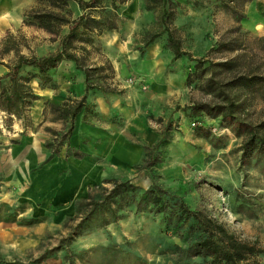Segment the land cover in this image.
I'll return each instance as SVG.
<instances>
[{
	"label": "rangeland",
	"instance_id": "obj_1",
	"mask_svg": "<svg viewBox=\"0 0 264 264\" xmlns=\"http://www.w3.org/2000/svg\"><path fill=\"white\" fill-rule=\"evenodd\" d=\"M175 1L173 25L183 49L208 56L217 40L240 33L244 39L240 57L264 70V15L257 8L258 3L264 6V0L256 2L258 18L254 10L248 11L247 1L239 8L240 19L217 0ZM40 5H45L43 0H34L33 6ZM237 24L239 32L233 30ZM8 34L24 53L42 55L55 46V39L42 28L0 22V75L7 70L4 62L14 57L12 51L3 52ZM234 53L210 56L220 59ZM192 63L186 55L172 60L169 69L179 66L181 87L173 85L166 94L168 103L157 106L159 111L149 110L144 118L132 121L111 117L103 126L95 122L100 128L93 137L78 133L77 116L69 142L53 154L45 145L51 139L48 127L60 130L64 124L52 119L49 111L43 117L47 100L41 94L36 92L38 98L29 109L32 126L26 132L17 119L11 127L4 126L0 112V264H175L179 257L175 245L190 239L166 226L161 213L139 211L133 205L124 208L117 220L94 223L60 246L67 233L64 222L76 201L86 195L88 186L109 185L104 181L108 178H129L141 187L158 184L179 194L191 208L209 212L240 238L255 241L263 251L254 259L264 264V154L241 159L243 135L233 123L219 115L190 111L187 105L193 100H213L198 81L186 84ZM131 76L139 75L125 77L123 83L129 87L137 83L128 82ZM34 81L38 80H31L33 86ZM244 104L242 121L255 123L264 117L260 93L248 96ZM193 119L199 123L192 125ZM73 149L82 156L70 154ZM46 248H52L50 254L35 262Z\"/></svg>",
	"mask_w": 264,
	"mask_h": 264
},
{
	"label": "trees",
	"instance_id": "obj_2",
	"mask_svg": "<svg viewBox=\"0 0 264 264\" xmlns=\"http://www.w3.org/2000/svg\"><path fill=\"white\" fill-rule=\"evenodd\" d=\"M42 1V0H40ZM45 5L31 6L24 10L22 22L43 28L51 34V39L59 36V48L53 52L38 55L21 52L11 34L6 37L3 52L12 51L14 57L4 62L7 70L0 75V112L3 114V124L11 127L14 119L20 121L22 131L32 126L30 107L38 94L34 91L31 80L37 79L40 87L54 84L51 69L64 58L74 60L76 66L83 70L85 91L79 96H66L60 103L46 101L43 112L49 111L52 119L61 120L64 124L60 130H51V139L45 145L51 153L60 150L61 144L68 143L74 129L78 114L80 121L89 124L97 118L94 103L87 99V92L93 88L112 91L113 67L109 61L89 65L86 56L89 50L86 43L92 41L93 33H101L104 29L117 26L116 11L104 9L102 0H76L83 11L72 17L67 7L69 0H43ZM126 0H112L114 9ZM146 7L155 12L154 24L144 33L143 44H148L159 34H166V45L172 51V60L186 55L193 60L192 68L186 71L187 85L198 81L203 92L211 94L212 101L193 100L187 105L193 114L206 112L219 115L224 121L232 124L238 134L243 135L240 145L241 159H248L254 154H264V117L255 123L242 121L239 114L245 108L248 96L256 92L264 98V70L249 60L240 57L244 39L231 35L219 39L208 48V56H194L181 46V38L176 34L173 20L176 14L175 0H144ZM219 4L236 14L237 19L243 16L239 11L250 0H217ZM264 15V6L257 5ZM69 26L67 32L61 35V26ZM237 24L233 30H239ZM239 32V31H238ZM78 48L79 51L78 52ZM235 52L225 58L214 59L212 52ZM2 62V61H1ZM0 131V144H1ZM74 156H82L77 149L69 151ZM103 183L88 186L86 195L79 198L73 214L64 222L67 233L62 238L64 244L70 243L85 229L94 223L105 225L122 216V210L134 206L139 211L161 213L166 226H172L184 238L190 239L186 244H176L178 259L175 264H263L254 259V255L262 252L255 241L242 239L229 229L227 224L200 208H191L177 193L158 184L147 187L127 179L108 178ZM183 228V232L181 231ZM52 248L44 249L35 262L45 259ZM134 258H138L133 255ZM196 258V259H195Z\"/></svg>",
	"mask_w": 264,
	"mask_h": 264
},
{
	"label": "crops",
	"instance_id": "obj_3",
	"mask_svg": "<svg viewBox=\"0 0 264 264\" xmlns=\"http://www.w3.org/2000/svg\"><path fill=\"white\" fill-rule=\"evenodd\" d=\"M256 2L257 0L248 1V11L252 13L254 10V15H260L255 11ZM102 3L106 11H116L117 26L92 34V41L86 43L89 52L85 60L89 65L109 61L114 70L111 85L117 88L112 91L99 88L88 90L87 99L94 103L97 118L89 124L81 122L78 114L77 130L78 133L83 131L91 137L94 135L93 131L97 132L96 130L100 128L94 125L95 122L103 126L111 117L132 121L137 116L144 118L149 110L159 111L157 106L168 103L167 92L173 85L181 87L182 83L179 66L175 65L169 69L172 64V51L166 46V34L165 37L158 35L148 44H143L144 33L155 22V12L146 7L145 1L126 0L116 9L112 6V0H102ZM33 4L34 0H0V22H6L7 25L17 22L27 26L28 24L22 22L24 10ZM67 7L71 10L72 17L83 11L76 0H69ZM255 17L258 18L256 15ZM68 28L67 24H63L61 35L67 32ZM54 42V48L48 53L59 48V36ZM132 74L139 75L149 88L146 91H139L141 88L139 82L130 87L123 83L125 77ZM51 75L53 85L40 87L36 81H34L36 87L32 85L35 92L41 94L44 100L60 103L68 95L79 96L85 91L84 72L70 58L62 59L51 69ZM91 128L93 129L90 130Z\"/></svg>",
	"mask_w": 264,
	"mask_h": 264
},
{
	"label": "built area",
	"instance_id": "obj_4",
	"mask_svg": "<svg viewBox=\"0 0 264 264\" xmlns=\"http://www.w3.org/2000/svg\"><path fill=\"white\" fill-rule=\"evenodd\" d=\"M128 82L129 83H133V82H139L140 84H141V87H146V83L143 81V79L141 78V77H139V76H131V77H129L128 79ZM199 123V120L198 119H193V120H191V124L192 125H196V124H198Z\"/></svg>",
	"mask_w": 264,
	"mask_h": 264
}]
</instances>
